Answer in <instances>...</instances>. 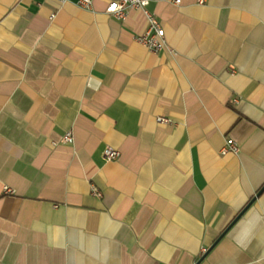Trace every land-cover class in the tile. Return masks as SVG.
Segmentation results:
<instances>
[{
	"label": "crops",
	"instance_id": "1",
	"mask_svg": "<svg viewBox=\"0 0 264 264\" xmlns=\"http://www.w3.org/2000/svg\"><path fill=\"white\" fill-rule=\"evenodd\" d=\"M146 1L0 0V264H264V0Z\"/></svg>",
	"mask_w": 264,
	"mask_h": 264
},
{
	"label": "built area",
	"instance_id": "2",
	"mask_svg": "<svg viewBox=\"0 0 264 264\" xmlns=\"http://www.w3.org/2000/svg\"><path fill=\"white\" fill-rule=\"evenodd\" d=\"M60 4H64L70 0H55ZM75 4L82 9L88 10L92 7L93 0H74ZM175 4L179 3V0H174ZM199 3H204V0H199ZM147 4L146 0H110L106 13L117 20L125 19L127 13L130 10H144L145 5ZM145 12V11H144ZM148 26L146 31L136 37V41L152 53L162 52L166 48L165 34L164 30L159 23V21L148 12H145ZM53 18V16H51ZM156 122L159 124H171V121L165 117H157ZM61 143L72 144L73 136L71 132H67L61 138ZM239 147L233 140H226L224 146L220 149L219 154L225 156L227 154H238ZM119 151L111 148L105 147L102 158L106 162L115 161L119 158ZM5 191H10L8 188H5ZM91 193L94 196L100 197V192L96 189L94 185H91ZM204 252V250H203Z\"/></svg>",
	"mask_w": 264,
	"mask_h": 264
},
{
	"label": "water",
	"instance_id": "3",
	"mask_svg": "<svg viewBox=\"0 0 264 264\" xmlns=\"http://www.w3.org/2000/svg\"><path fill=\"white\" fill-rule=\"evenodd\" d=\"M263 190H264V186L260 189V191L257 193L256 196H258ZM253 201H254V199H252L244 209H246V208H247V207H248ZM242 213H243V210H242V212H241L240 214H238V216L235 218V220L238 219V217H239ZM235 220H234V221H235ZM222 236H223V233L221 234V236H219V238L216 240V242H217ZM216 242H214V243H216ZM212 247H213V246H212ZM208 251H209V250H208ZM204 256H205V254H204V255L198 260L197 263H199V262L204 258Z\"/></svg>",
	"mask_w": 264,
	"mask_h": 264
}]
</instances>
